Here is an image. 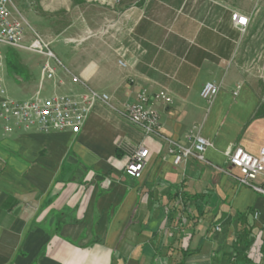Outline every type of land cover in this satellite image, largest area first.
<instances>
[{"label": "crops", "instance_id": "1", "mask_svg": "<svg viewBox=\"0 0 264 264\" xmlns=\"http://www.w3.org/2000/svg\"><path fill=\"white\" fill-rule=\"evenodd\" d=\"M85 1V21L60 34L74 47H56L55 81L41 83L44 58L21 51L27 79L16 83L1 50L5 99L87 88L113 109L96 105L76 135L0 118V264H264V196L193 159L174 167L123 116L140 91L165 92L171 104H154L163 135L185 144L196 127L212 166L225 167L234 147L257 155L264 50L256 59L249 23L240 32L230 20L249 14L237 0H98V17ZM209 82L219 87L211 104L200 98ZM142 143L149 162L132 179L124 165Z\"/></svg>", "mask_w": 264, "mask_h": 264}, {"label": "built area", "instance_id": "2", "mask_svg": "<svg viewBox=\"0 0 264 264\" xmlns=\"http://www.w3.org/2000/svg\"><path fill=\"white\" fill-rule=\"evenodd\" d=\"M15 1L0 0V61L2 47L40 55L44 58L40 67V82L55 81V66L62 68V64L50 49V44L29 26L18 11ZM230 20L238 31L244 32L250 19L245 15L232 13ZM27 38L29 40L26 41ZM218 93L219 87L209 82L203 85L200 98L211 104ZM3 95L4 91L0 83V118L6 122L12 121L15 127L25 131L35 129L40 133L68 131L76 135L96 105L113 109L109 96L87 88L80 95L52 94L42 97L36 93L34 97L24 102L11 101L5 99ZM158 102L169 105L172 101L165 92L149 94L142 90L136 94L134 102L125 106L123 116L130 125L142 133L145 139H154L164 146L166 155L172 159L174 167H179L193 159L213 167L235 186L248 188L264 196V183L257 182L259 178H264V148H261L257 155H252L240 147H234L226 155L225 167L212 166L205 158V152L211 144L199 134L196 127L185 135V144L162 134L160 118L154 109V104ZM149 157L150 151L142 143L127 159L124 173L132 179H140ZM215 231H219V228L216 227Z\"/></svg>", "mask_w": 264, "mask_h": 264}, {"label": "rangeland", "instance_id": "3", "mask_svg": "<svg viewBox=\"0 0 264 264\" xmlns=\"http://www.w3.org/2000/svg\"><path fill=\"white\" fill-rule=\"evenodd\" d=\"M238 7L245 13L249 14V28L251 37H255L256 56L261 59L262 51L264 50V0H237ZM15 5L18 11L23 15L30 27L43 36L50 44L49 47L55 54L57 59L64 63L59 55L57 48L64 51H72L74 45L65 43L61 37V33L66 31L72 22L77 18L84 20L86 18V1L85 0H16ZM89 5H94L98 8V17L102 16V11L105 4L98 0H89ZM76 8L79 14L76 13ZM106 9V8H105ZM75 10V12H73ZM253 32V33H252ZM250 37V34H249ZM57 40V41H56ZM64 44V45H63ZM57 47V48H56ZM65 47V48H61ZM2 53L6 56L7 52H12L17 58L23 52L12 48L2 47ZM66 53V52H65ZM68 54V53H66ZM263 83L260 85V97H263Z\"/></svg>", "mask_w": 264, "mask_h": 264}, {"label": "trees", "instance_id": "4", "mask_svg": "<svg viewBox=\"0 0 264 264\" xmlns=\"http://www.w3.org/2000/svg\"><path fill=\"white\" fill-rule=\"evenodd\" d=\"M5 64L8 75L16 82L20 83L27 79L26 72L20 64L19 59L10 51L7 52L5 57ZM58 229V227H56ZM185 255V254H183Z\"/></svg>", "mask_w": 264, "mask_h": 264}]
</instances>
